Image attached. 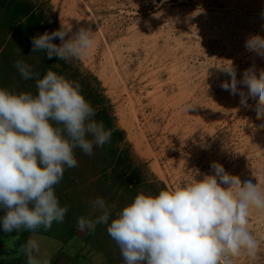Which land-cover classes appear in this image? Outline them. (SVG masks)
<instances>
[{
	"label": "rangeland",
	"instance_id": "rangeland-1",
	"mask_svg": "<svg viewBox=\"0 0 264 264\" xmlns=\"http://www.w3.org/2000/svg\"><path fill=\"white\" fill-rule=\"evenodd\" d=\"M27 1L41 11L51 32L61 25L72 27L73 33L80 27L94 31L92 47L79 60L67 62L63 76L78 81L96 112L104 108L124 131L119 150L148 183L160 190L180 187L213 174L214 161L242 182L255 183L257 175L264 180V130L254 133L249 126L262 123L256 119L255 101L249 98L253 107L245 108L239 94L220 86L231 80L220 70L230 61L238 80L245 69L254 66L257 74L264 69V58L245 48L249 36H264V0ZM11 39L15 41L1 28L0 51ZM52 42L61 43L59 38ZM11 51L33 71L41 67V56L24 46ZM0 79V87L38 92L36 81L23 79L16 67L7 71L1 63ZM98 96L103 98L100 105ZM74 152L78 166L71 168L74 178L63 184L64 192L70 204L86 202L87 217L90 201L108 197L101 196L98 176L93 175L95 166L104 162V150L94 146L91 156L79 148ZM260 187L264 191V183ZM115 194L105 200L109 205L131 203L127 196L119 204L120 195ZM248 221L259 253L252 259L242 251L233 264H264V210L250 209ZM86 233L77 229L67 243L31 237L51 259L63 252L56 264H105L102 252L84 244ZM98 239L99 245L105 241L100 234ZM107 243L110 247H103L108 252L114 241L109 237Z\"/></svg>",
	"mask_w": 264,
	"mask_h": 264
},
{
	"label": "clouds",
	"instance_id": "clouds-1",
	"mask_svg": "<svg viewBox=\"0 0 264 264\" xmlns=\"http://www.w3.org/2000/svg\"><path fill=\"white\" fill-rule=\"evenodd\" d=\"M93 35L90 27L73 33L61 25L33 37L32 53L42 51L47 59L70 63L92 47ZM54 38L61 43H53ZM245 48L264 58V36H249ZM14 66L23 79H35L38 94L0 87V226L5 233L47 231L53 222L62 223L68 211L54 188L66 168L78 166L74 150L91 156L94 146L111 141L112 130L93 119L96 110L78 81L51 69L41 78L23 59ZM220 70L231 77L222 89L239 94L245 108L253 107L249 98L255 101L256 119L262 123L249 122L253 132L264 130V69L258 74L254 66L245 69L240 80L232 61ZM211 168L213 174L157 195L139 192L122 210L97 197L89 202V215L77 218V228L94 233L98 224L108 225L124 264H233L242 251L255 259L259 241L249 231L248 217L252 208L264 210V180L257 175L255 183L242 182L215 161ZM113 213L116 218L108 224ZM17 255H25L27 264H51V254L42 252L33 237Z\"/></svg>",
	"mask_w": 264,
	"mask_h": 264
},
{
	"label": "trees",
	"instance_id": "trees-1",
	"mask_svg": "<svg viewBox=\"0 0 264 264\" xmlns=\"http://www.w3.org/2000/svg\"><path fill=\"white\" fill-rule=\"evenodd\" d=\"M0 27L5 28L6 32L15 37V41L11 39L9 42L8 40L3 49L0 51V64H4L7 71L14 70L15 67L13 61H16V59L11 51L13 48L21 45L32 53V38L45 32H51L41 11L37 12L34 5L27 0H0ZM2 44V40H0V47ZM33 54L41 56V67L36 71L39 72L41 77H43L49 69L57 74H64L67 62L58 60L56 57L47 59L46 53L42 51L35 52ZM34 80L35 79L32 81ZM0 83H3L1 79ZM36 94H38V92H36L35 95ZM102 100L103 98L98 96L97 104L100 105ZM93 119L97 122L103 121L105 129L112 130L111 141L102 147L104 150L102 157L104 162L101 166L96 165V170L93 171V175L98 176L96 188L100 189L101 196L108 195L105 200L109 202L115 193L119 194V204H121L123 198L127 196L130 197V201L132 202L136 194L139 192L157 195L160 189H158L155 185L148 183L141 176L140 170L132 166L128 162L124 153L119 150V144L124 139V131L119 129L114 124L111 115H109L104 108H100V110L96 112ZM70 171L71 169H65L63 179L54 188V191L59 199L60 206H67L68 209L65 214L64 221L62 223L53 222L52 227L47 231H45L43 227L37 229L35 232L23 230L19 234L18 238L14 240V246L12 249L0 248V255L4 256L3 258H0V264H23L24 255H19L17 257H12V255L18 253L20 246L27 242L28 235L32 233L44 235L62 243H67L76 235V231L78 229L77 218L80 216H86V209L88 206H86V202H79L77 203L79 205L76 206L66 202L67 194L64 192L65 188L63 184H66V181L69 182L67 179L74 178ZM123 207L124 206L115 208L116 210H122ZM0 213H3V211L0 210ZM93 218H95V214L93 215ZM114 218H116L115 213L110 216L108 224H110L111 220ZM107 226L108 225L106 224H98L94 233H86L83 242L84 244L87 243L90 248H94L102 252L105 255V264H113L118 261H123L119 248L115 242L113 243L111 250L108 252L106 248L103 247L104 245L110 247L107 243V239L110 237L107 233ZM99 234L102 238H104L107 244L105 241L102 245L98 244ZM61 256H63V252L56 254L51 259V264H56Z\"/></svg>",
	"mask_w": 264,
	"mask_h": 264
},
{
	"label": "crops",
	"instance_id": "crops-1",
	"mask_svg": "<svg viewBox=\"0 0 264 264\" xmlns=\"http://www.w3.org/2000/svg\"><path fill=\"white\" fill-rule=\"evenodd\" d=\"M4 213H0V216H3ZM23 230H21L19 233H17L16 231H13L12 233H5L2 230V226H0V248H8V249H12L14 244V240L19 236V234L22 232ZM32 235H38L39 238H46L47 236L44 235H39V234H35L32 233L30 235H28L27 240L32 236ZM7 238V239H6ZM19 255L14 254L12 255V257H17ZM3 255H0V258H3ZM26 261V256L24 255L23 257V264H25Z\"/></svg>",
	"mask_w": 264,
	"mask_h": 264
}]
</instances>
